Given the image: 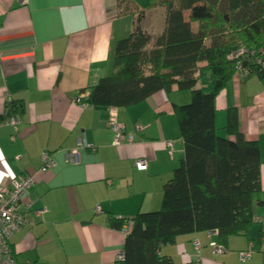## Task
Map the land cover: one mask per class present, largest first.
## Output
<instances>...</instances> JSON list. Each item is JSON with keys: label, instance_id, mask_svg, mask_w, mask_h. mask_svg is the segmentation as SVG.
Segmentation results:
<instances>
[{"label": "crops", "instance_id": "1", "mask_svg": "<svg viewBox=\"0 0 264 264\" xmlns=\"http://www.w3.org/2000/svg\"><path fill=\"white\" fill-rule=\"evenodd\" d=\"M19 1L0 0V122L11 118L6 105L20 109L11 118L18 121L15 131L0 126V191L34 176L22 205L44 215L14 234L9 249L16 264H115L126 232L107 224L159 211L163 188L183 159L174 109L189 104L190 94L173 87L116 110L133 143L113 147L109 111L75 100L112 74L114 47L130 34L133 17H119L116 0ZM186 78L196 80L197 72ZM229 111L243 139L259 148L261 194L253 198V224L244 237L228 239L218 256L210 248L214 235L179 238L160 249L173 264H264V79L245 82L236 74L216 97L221 138H227ZM71 152H77L76 166L65 163ZM43 155L53 169L42 171ZM137 162L145 163V173L136 171ZM241 253L250 258L240 261Z\"/></svg>", "mask_w": 264, "mask_h": 264}, {"label": "trees", "instance_id": "2", "mask_svg": "<svg viewBox=\"0 0 264 264\" xmlns=\"http://www.w3.org/2000/svg\"><path fill=\"white\" fill-rule=\"evenodd\" d=\"M115 6L119 17H133L132 30L114 47L112 74L80 92L77 100L86 94L80 105L109 111L173 87L190 94L189 104L174 109L183 159L163 188L159 211L107 224L126 232L115 264H173L160 249L199 234H215L216 244L225 248L253 224L260 158L257 144L243 139L230 111L227 138L217 136L215 99L236 74L245 82L264 79V0H150L144 11L131 0H116ZM158 8L162 29L152 35L144 15ZM191 72H197L196 80L186 78ZM6 110L12 118L20 109L6 105Z\"/></svg>", "mask_w": 264, "mask_h": 264}, {"label": "built area", "instance_id": "3", "mask_svg": "<svg viewBox=\"0 0 264 264\" xmlns=\"http://www.w3.org/2000/svg\"><path fill=\"white\" fill-rule=\"evenodd\" d=\"M22 6L24 3L19 1ZM264 69V66H263ZM86 97V95L80 96V99ZM80 99L75 100L80 105ZM85 107V106H83ZM116 110H109L108 130L112 136V146L115 148L130 146L133 143V136L126 135L123 127L116 122ZM18 121L16 118L7 119L0 122V126H9L15 131ZM140 131V128L136 129ZM167 148L171 149L172 145L168 143ZM82 150L84 147L79 145ZM90 149V147H85ZM92 150V149H90ZM93 151V150H92ZM41 163L43 165V172L53 169L54 163L47 156L41 157ZM65 163L69 166L77 165V152H71L65 156ZM135 169L137 172L145 173L147 167L144 162L135 163ZM34 176H26L18 182H12L9 189H3L0 191V264H16L11 256L9 249L10 238L21 231L25 227H35L39 223L44 215L43 211L29 212L28 206L22 205V199L25 193L33 186ZM214 235L215 234H211ZM213 249V255L218 256L225 253V249L217 244L210 245ZM195 250L199 251V245L195 244ZM250 258L248 253L239 254L240 261H245ZM121 259V255L117 258V261Z\"/></svg>", "mask_w": 264, "mask_h": 264}, {"label": "rangeland", "instance_id": "4", "mask_svg": "<svg viewBox=\"0 0 264 264\" xmlns=\"http://www.w3.org/2000/svg\"><path fill=\"white\" fill-rule=\"evenodd\" d=\"M133 3L138 8L146 10V8L150 5V0H135ZM144 18V27L150 34H155L159 32L161 21L164 18L163 11L160 8L147 12L146 15H144Z\"/></svg>", "mask_w": 264, "mask_h": 264}, {"label": "water", "instance_id": "5", "mask_svg": "<svg viewBox=\"0 0 264 264\" xmlns=\"http://www.w3.org/2000/svg\"><path fill=\"white\" fill-rule=\"evenodd\" d=\"M96 110H98V111H105V110H103V109H96Z\"/></svg>", "mask_w": 264, "mask_h": 264}]
</instances>
